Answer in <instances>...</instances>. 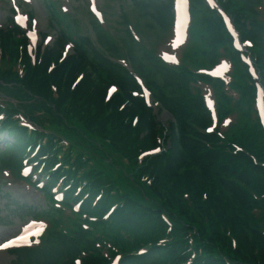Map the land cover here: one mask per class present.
Listing matches in <instances>:
<instances>
[{"label": "rangeland", "instance_id": "374dc122", "mask_svg": "<svg viewBox=\"0 0 264 264\" xmlns=\"http://www.w3.org/2000/svg\"><path fill=\"white\" fill-rule=\"evenodd\" d=\"M19 1L20 0H0V25L5 21L9 23L8 18L10 17V7L14 2L19 4ZM52 1L53 6L58 10L60 19L58 23L48 11V5H51ZM92 5L101 13L98 19L103 25L98 24L100 28L105 29L103 34L94 28L93 22L95 18L90 10V6ZM19 6L23 11L28 13V23L31 25V28H35L42 36L44 34L53 36L54 50V39L60 34V30H64L71 35V40H73V38L79 40L78 44L80 47H82L84 51L86 50L89 57L96 62L100 59V56L107 57L114 53L123 55L127 64L129 66L130 64L132 66L134 65L135 69L139 70L143 77L153 86L155 93L161 94L165 108L162 110L159 109L157 115L158 121L164 126H167L168 122L171 120V117L167 114L168 112L164 109L170 110L175 117L180 116L187 121H196L197 123L202 121V114L196 100L187 95L185 89L179 82V78L169 72L160 71V67L158 66V69L155 64L153 65L147 56L150 54L149 48L153 47L155 41L157 42V45H161L168 38L167 33L170 31L162 37L165 31L160 29L163 28V26L160 25V22L163 18V12L168 9V0H30V3L20 2ZM259 8L263 7L252 6L251 0H229L228 3L226 2L224 14L228 18H234L232 20L233 25L237 30H240L241 27L238 21H243L245 24L249 23L250 26L253 24L257 25L255 10L258 11L260 10ZM237 9H240L241 12L237 13ZM196 14L201 15L198 10H196ZM208 15L210 16V14ZM203 22L205 25H211L212 32L215 33V48L217 51L226 54L228 49L227 44L223 40H220L219 38L217 39V37H220V34H225L226 30L220 28L218 21L216 20L214 25L213 20H207L203 16ZM126 28L129 29V31L130 29H134L139 36V41H136L132 35L129 36L126 33ZM246 28L251 29V27L247 26ZM260 30L261 34L257 27L254 28V31L251 33L260 39H263L264 28L261 27ZM115 44H117V47H115ZM57 54L58 53L56 52V55ZM71 62H76L86 69V80L90 81L89 89L92 90L96 86L95 83L99 85V88L102 87L100 82L104 85L107 84L105 81L106 76H102L100 74L101 72L93 70L89 66L85 67L77 56H74ZM69 66L71 65L69 64ZM80 69H82V67ZM237 74L241 83L244 80L243 78L245 75L241 71ZM91 78L95 79V83ZM227 78L228 81H226L225 86L232 82L230 77ZM242 87H244L246 97H248L250 90L247 88L246 84H243ZM241 100V106L239 108L240 112H242V107L247 105L248 98L241 97ZM15 117H18V115H15ZM73 117L77 118V116ZM233 117L234 116L232 115V118ZM74 122L76 127L80 130L79 133L82 137H85L84 134H86L88 138L99 143L101 147L108 149L107 143L103 142L102 138L90 135L82 125L76 121ZM86 128L91 133L100 134V132L94 128H88L87 125ZM170 130L171 127L168 125L165 139L168 141L169 151L166 156L162 157L166 158V161L162 163H168L169 167H171L175 173V176L171 177L166 175L168 178L166 180V186L162 189V192L159 195H156L147 186H144V193L151 199L150 202L153 204L155 202L160 206L167 202V199H164L166 197L169 198L167 203L175 210H179L177 202V198L179 200V197L178 194H176V191L182 192L183 185L188 186L192 191H189L188 189L184 190L190 194L191 199L189 204L191 206H186L183 201H180V203L185 209L186 216L190 217V219L186 217L189 219V222L194 221L196 226L203 225L199 218L200 215L196 211L197 201L193 197V193L204 185L206 188L203 191L209 193V198L208 201H199L203 203L206 208L212 203L215 205V220L224 222L225 219H228L227 223L232 222L233 220L238 222L233 213L236 212L235 208L238 207L234 199H230V202L226 203L225 200H222L223 204H221L220 201L214 202L215 195H220L218 192L220 186L215 182L213 177H210V171H207L204 167L200 170L202 165H207L204 163L206 160L199 161L195 157H189L192 154L185 153L180 147L178 148L175 144L177 141L176 135L173 137L172 134L169 137ZM230 133V138L232 140L249 148V150L253 152L259 151V148L256 149L254 144H248L245 141L247 136L241 141L233 136L232 132ZM61 134L64 138L71 140L69 135ZM234 134L238 135L237 133ZM113 139H115L114 142L118 146H121L123 144L122 140H125L123 137H121L122 140L118 138L117 133L114 134ZM111 142L112 139L109 140L108 144ZM4 143L5 142H0L1 145ZM110 155L114 159L115 157H118L114 151H111ZM0 158L11 159L13 157L7 155L6 157L2 156ZM162 158H156L157 165H160L159 161ZM227 159L230 158H228L225 153L221 154L218 158L222 164H225ZM90 162L91 166H93V159H91ZM176 162L177 164L182 165L180 169L174 168ZM101 163L102 160L99 161L98 165ZM163 167L164 166L162 165L159 168L160 172H162ZM247 167L250 169L251 165H247ZM8 169L7 172H2V170H0V241L13 235L31 218L39 219L38 217H40L48 223V226L46 231L45 229L43 231V233H45H42L43 236L39 245L37 244L39 239H34L29 243L30 246L36 244L38 246L32 248L10 249L8 251L0 250V264H57V262L62 259H64L65 264H67V257L62 252L66 243H69L71 248L73 247L72 244L86 243L90 241L91 247L89 250L81 248V251L77 253L78 257H85L87 261L86 263H89V260L95 259V252L101 256L102 253L110 250V248L107 249L106 247L99 250V247L95 246V241L99 242L103 240L105 242H112L117 236L122 234V232H119L114 228L103 230L98 227L93 230H87V232H95V235L91 239H88L85 236H78L76 231L72 229L70 220L73 215L67 216L65 212L59 214L60 219L64 221L65 224H60L58 220H55L57 224L53 223V219L48 215L40 214L39 216H36L39 209L48 207V204L50 205V203L47 200L44 201L41 191L33 190L32 187L24 185L20 179H16L20 177L12 175L13 173L16 174L17 167L11 170L9 169V171ZM215 170H218L217 166L215 167ZM215 187H218L216 192ZM129 193L136 199H139V195L135 190H129ZM192 211L194 213H192ZM208 214L209 215L202 217V221L205 224L212 222L209 210ZM44 226L46 228L45 223ZM57 227L64 229L63 232L65 238H56L53 235H50V232ZM212 227H215L214 230L218 229L219 224L215 223V226L212 224ZM233 230L235 234H238L237 229H232V231ZM48 240L56 241L58 247L53 249L49 245ZM67 250L69 249L67 248ZM240 258L242 259L243 257L240 256Z\"/></svg>", "mask_w": 264, "mask_h": 264}, {"label": "trees", "instance_id": "16d2710c", "mask_svg": "<svg viewBox=\"0 0 264 264\" xmlns=\"http://www.w3.org/2000/svg\"><path fill=\"white\" fill-rule=\"evenodd\" d=\"M252 40L254 43L253 51L256 50V53L261 55L262 52H259V47H262L261 43H257L254 37ZM227 41L230 42V39L227 38ZM80 57L84 60L87 56L85 54H80ZM122 86L125 89L124 83H122ZM85 92L88 101L95 104L88 94L87 84L83 86L80 85L76 94H74L81 97ZM137 106L143 109L142 105L137 104ZM80 109L86 112L88 106L81 105ZM98 109H101V107L98 106ZM143 111L148 114L149 110L143 109ZM88 114H90V112ZM97 119L101 120L102 123L105 122L101 111L98 116L89 115L86 117V121L89 122H93ZM145 123L154 129V125L149 117L148 122ZM179 127L183 132L187 133L191 131L188 124L180 120ZM238 132L249 135L258 134L257 128L247 124L240 125L238 127ZM179 140L185 150L200 146V144L196 145L192 139L183 135ZM15 141L17 145H19L17 135L15 136ZM246 142L248 144H254V146L257 143L259 145V153L262 148H264V141H262V139L259 141L252 139ZM226 147V144L219 145L217 149L218 152L215 151V167L217 166L218 168V170H215V182L220 186L218 189L220 195H215V201H220V203L223 204L222 200H225L226 203L230 202V199H234L238 207L236 206V212L233 213L238 222L233 220L227 223L228 219H225L224 222L215 221V223L219 224L218 229L212 232V238L205 240L207 243L206 245L215 251V257H209L205 264H264V167L255 164L250 155L242 152H238L234 157H231ZM228 150L231 149L229 148ZM224 153H229L230 156L227 155V157L230 159H227L225 164H222L218 158ZM239 163H244L245 167H243V165H237ZM247 164L252 165L253 169L250 171H253V175L248 174L249 167H246ZM169 172H173L171 167H169ZM217 188L218 187H215V192ZM255 209L258 210L257 214H254ZM232 229H237L238 234H235ZM158 252V250L152 252L149 257L145 258L144 262L152 264L157 263L156 257L159 256ZM154 253L157 254L156 257H154ZM240 256L243 258L241 259ZM202 262H204V260L199 258L195 260L194 264H201Z\"/></svg>", "mask_w": 264, "mask_h": 264}, {"label": "snow or ice", "instance_id": "6c2138e0", "mask_svg": "<svg viewBox=\"0 0 264 264\" xmlns=\"http://www.w3.org/2000/svg\"><path fill=\"white\" fill-rule=\"evenodd\" d=\"M114 90H115V89H113V91H114ZM11 244H12L11 241H9L8 243L0 244V248H7V247L11 246ZM77 264H79V262H77Z\"/></svg>", "mask_w": 264, "mask_h": 264}]
</instances>
